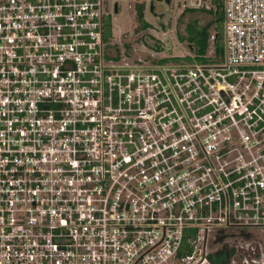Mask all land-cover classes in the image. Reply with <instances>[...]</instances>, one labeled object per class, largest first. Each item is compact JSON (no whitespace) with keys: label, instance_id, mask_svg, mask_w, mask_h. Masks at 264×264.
<instances>
[{"label":"built area","instance_id":"1","mask_svg":"<svg viewBox=\"0 0 264 264\" xmlns=\"http://www.w3.org/2000/svg\"><path fill=\"white\" fill-rule=\"evenodd\" d=\"M108 1L0 0V264H207L210 233L264 236V0H220L207 62L160 66L127 61Z\"/></svg>","mask_w":264,"mask_h":264},{"label":"rangeland","instance_id":"2","mask_svg":"<svg viewBox=\"0 0 264 264\" xmlns=\"http://www.w3.org/2000/svg\"><path fill=\"white\" fill-rule=\"evenodd\" d=\"M152 0H109V12L111 28V37L116 41H122V45L130 48L128 54L124 56L127 61L133 63L136 59H141L145 63L152 64L153 66L170 65V64H196L200 61L192 60L193 54L188 48V40L181 37L183 28L188 22L199 21L200 25L204 26L207 22L211 21L210 18L204 17L200 13H186L183 16L182 8L177 6L175 2L169 6L168 10L164 9L165 5L161 2H155L156 11L165 13L164 19H155L149 11V5ZM143 3L146 7L144 21L157 25V32L151 30L140 29L137 30V4ZM117 6L118 12L115 11ZM166 42L171 46L173 45L172 53L169 49L159 48V44L163 42L157 40L155 35L164 36ZM223 33V27L220 29V34ZM142 35H145L142 37ZM154 37H153V36ZM148 38V39H147ZM151 39V40H150ZM159 39V38H158ZM120 44V45H121ZM220 44H222V34L220 36ZM197 55V54H196ZM253 233L254 237L246 240L238 235L227 238L224 243L228 245V249H233L231 260L229 264H264V236L261 233L245 228ZM200 244V249L207 255H212L218 250L222 249L223 243H215V235L208 234L207 240ZM203 259L201 260V262ZM207 264H212L208 257Z\"/></svg>","mask_w":264,"mask_h":264},{"label":"trees","instance_id":"3","mask_svg":"<svg viewBox=\"0 0 264 264\" xmlns=\"http://www.w3.org/2000/svg\"><path fill=\"white\" fill-rule=\"evenodd\" d=\"M215 3L217 4L218 11H217V18L213 19L210 15V13L202 12V11H196L194 9H187L185 12L181 15L183 16L186 13H200L204 17L210 18L211 21L207 22L206 25L202 26L200 25L199 21L194 22H188L186 26L183 28V32L180 34L183 39L188 40L190 44L194 47V52L197 55H205L208 46H209V37H210V29L216 24L218 29V40H220V29L222 27V24L224 22V15H223V2L220 0H216ZM144 10L145 5L143 3L137 4L136 11H137V30L140 29H147L150 27V24L146 23L144 21ZM148 39V38H147ZM151 40V39H150ZM129 48V46H128ZM159 48H163L159 44ZM218 54H220L223 51L222 47H218L217 49ZM207 62L205 60L199 59V61ZM195 235L196 233L193 231H190L189 234ZM240 236L246 240H250L254 237L253 233L246 230L245 228H229V229H221L215 233V243H223L222 249L218 250L217 252L213 253L212 255H209V259L212 264H229L231 260V255L233 253V249H228V245L224 243V241L233 236ZM193 252V248L189 246L187 242L184 244V248L182 251V255L191 254Z\"/></svg>","mask_w":264,"mask_h":264},{"label":"water","instance_id":"4","mask_svg":"<svg viewBox=\"0 0 264 264\" xmlns=\"http://www.w3.org/2000/svg\"><path fill=\"white\" fill-rule=\"evenodd\" d=\"M158 2H161V3H164V9H166V10H168V8H169V6H170V1L169 0H164V1H162V0H157ZM155 1L153 0V1H151V3H150V12L156 17V18H158V19H162V18H164V16H165V13H161V14H157L156 12H155ZM116 11H117V9H116ZM188 47H189V49H190V51L191 52H194V47L192 46V44H189L188 45ZM172 52V50L171 49H169V53H171Z\"/></svg>","mask_w":264,"mask_h":264}]
</instances>
